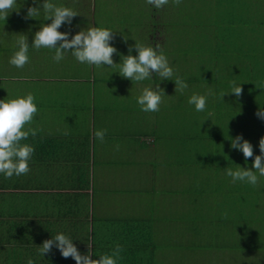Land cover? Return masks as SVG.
I'll list each match as a JSON object with an SVG mask.
<instances>
[{"label":"crops","instance_id":"0c3cea01","mask_svg":"<svg viewBox=\"0 0 264 264\" xmlns=\"http://www.w3.org/2000/svg\"><path fill=\"white\" fill-rule=\"evenodd\" d=\"M225 1L235 3L230 0ZM43 2L44 0H37L39 5H42ZM52 2L57 6L72 8L78 14L72 19L71 26L64 24L58 29L62 33H70L69 39L79 31L91 27L110 29L113 32L110 44L117 49V53L112 57L115 64L122 62V56L129 55L130 46L133 47L131 55H138L134 49L136 42L153 48L159 44L160 47L157 51L164 52L174 73L183 77L188 85H193L196 88V91L175 92L173 81L161 80L155 73L150 79L142 82L131 81L118 74V67L110 68L106 65L98 69L95 66L82 64L71 53H66L65 58L57 63L60 73L41 78L44 84L52 85L50 92H19L20 98L29 93L34 95L38 114L44 116L42 119H45L42 122L58 124L60 117H66L64 120H67V123L70 121V126L77 129L67 134L64 133V135L62 133L53 135L38 132L35 138L55 140L60 144L59 151L46 153L56 152L58 156L64 158L84 161L83 165L81 164L84 170L94 176L95 169L98 167L99 178L97 177L96 182L90 181V188L86 187L83 190V193L87 195L85 198L87 203L73 197L72 199L79 204H86L90 216L93 213L103 220L137 218L140 214L137 207L134 211L129 213L127 211L125 217H120L119 213H116L118 216L113 215L116 196L120 197V194L123 193L125 200L130 202L132 196L137 198L141 195L146 196L149 194L148 191H151L154 199V192H160L161 186L168 187L167 184H169L170 187L171 184L166 175L183 174V172L189 174L187 182L184 181L175 186L196 184L197 180L201 182L202 172H208V175L214 176L210 193L217 195L215 177L219 170L223 167L235 170L237 167L234 168V165L232 167L226 161L232 159L239 162L245 159L242 152L231 149V140L242 136L241 143L245 140L249 142L251 137L253 138L251 145L259 148V141L262 138L260 132L264 133V118L259 117L255 122L249 121L251 113L255 114L260 110L251 108L249 102L251 96L260 95L261 91L256 89L247 91L246 85H237L242 88L241 95L237 97L235 94H229L231 91H226L225 96L228 98L222 100L219 98V94L224 91H212L213 95L208 96L209 91H201L200 83H189L188 81H196V75L200 74V71H203L205 75V79L199 78L200 82L203 84L208 82L211 86L212 81L218 79L228 84L230 81L239 79L242 74L239 61L242 64L246 63L249 71L254 63L252 52L258 48L256 45L259 43L249 46V42H246L247 45L243 41L238 43L233 41L226 47L220 43L217 44V39L220 40V30L212 21L216 22L217 18L226 21L227 18H230V12L227 8H223L217 13V2L213 0L210 3H203L205 7L208 4L213 5L215 9L212 12L206 8L202 9L201 4L199 7L194 5L192 10L195 13L189 12L187 15L178 12L180 7L176 6L174 14L170 15L168 9L164 7L157 9L147 4L146 0H52ZM187 2L194 3L196 0H187ZM239 5H242L243 8L246 7L244 2ZM36 6L33 4V0H16L14 7L8 11L6 20L0 19V100H4L3 93L7 92L10 87L8 83L17 85L36 79L34 77H13L11 71L7 76H3L8 68L2 61L5 54L10 55L18 50L16 42L19 35L26 36L27 42L31 46L35 33L40 30V24L33 18H27V9ZM43 14L41 11L39 16ZM184 16L186 17L183 18ZM47 23H51V21L42 24ZM217 34L218 37H216ZM53 54L55 53L53 52ZM237 54L239 56H232ZM64 68L66 70L62 74L61 70ZM157 86L165 92L160 111L142 112L136 103V97L142 93L145 87L156 90ZM52 88H56V92H53ZM59 90L61 92H58ZM194 93L208 97L206 109L202 112L196 111L195 106L188 103ZM233 103L238 104V107ZM222 111L226 114L219 120L221 122L211 118L213 113L217 114ZM187 113L205 116L207 119L209 118L210 123L198 126L188 125ZM224 123L228 125H224ZM228 127H230V131L227 129ZM101 129L107 130L103 143L94 136L95 131ZM116 145H119L118 151ZM38 154L35 153V158L39 157ZM260 154L259 149H254L252 158L255 159V156ZM219 159L222 163L225 161V165L219 163ZM87 160L89 164L86 162L87 165H85ZM95 161H99L98 165ZM246 162L238 164L245 166ZM67 166L62 163L55 169L50 168L47 177H43L42 170H45L46 167L36 164L30 166L29 173L22 176L21 182L18 183L24 186V189L18 185L16 191L19 194L18 216L22 213L21 216L26 221L28 220L30 223L34 221V226H38L36 219L40 223L46 224V227L48 223L66 225L58 216V213L62 211L60 204L67 205L72 199L53 200L50 199V194L75 193L74 189L69 188V184L58 182V176L61 175V178H65L71 173V170L66 171ZM121 169H123L121 176L112 179L116 175V170L121 171ZM244 169L250 170L246 166ZM163 177L166 178V181L161 180ZM45 178L51 179L49 184L47 182L40 184ZM109 178H111V182ZM232 185L244 189L245 194L237 199H231L228 194L230 189H234V186L226 190L223 189L224 194L221 195L220 203L218 202L216 207H226L227 203H230L233 205V209L244 210L248 207L244 203L249 202L251 205V198L255 195L258 198V189H261L255 187V191L250 194L246 183L237 181ZM11 191L8 190V192ZM22 193L27 194V197L23 198ZM216 198L220 199V196H216ZM254 203L256 206L258 199ZM142 210L143 214L147 215L144 218L152 221L153 209L143 208ZM248 214L250 215V208L246 209L244 213L224 221L229 225L243 223L248 219ZM249 218L251 219V217ZM237 219L240 220L236 221ZM249 221L252 222V219ZM262 221L264 219H255L254 223ZM249 234L251 243L245 254L248 257L264 256V244L259 245L257 242L260 237L259 231L251 227Z\"/></svg>","mask_w":264,"mask_h":264},{"label":"rangeland","instance_id":"374dc122","mask_svg":"<svg viewBox=\"0 0 264 264\" xmlns=\"http://www.w3.org/2000/svg\"><path fill=\"white\" fill-rule=\"evenodd\" d=\"M213 1L217 2V13L223 8H227L230 12V18H227L226 21L220 18H217L216 22L214 20L212 21L220 30V40L217 39V44L220 43L226 47L229 43L232 44L231 42L233 41H236V43L239 41H243V43L257 42V44L261 43V46H263L264 49V0H230L235 3L226 2L225 0ZM210 2L211 0H196V2L190 3L187 2V0H183L182 3L176 7H180L178 12L181 14L184 13V15H187L189 12L194 14L195 12L192 10L194 9V5L199 7L201 4L203 6L202 9L206 8V10L212 12L215 9L213 5L208 4L206 7L204 5ZM242 2L246 5L245 8H243L242 5H239ZM163 7L169 10L170 15L174 14L175 6L173 5L172 0H169V3ZM185 17L186 16L183 18ZM33 19L38 22L40 26L43 22L51 21H45L44 14L42 16L33 17ZM216 37H218V34ZM260 48L261 47L257 49L260 50ZM53 52L54 50L52 51V49L41 48L40 50H36L30 46L28 52L29 62L25 64L23 68H16L9 64V59L13 55L12 52L10 55L5 54L2 61L5 62L4 66L8 68V71L3 74V76H7L9 71H11L13 77H34L36 79L32 82L25 81L17 85L8 83L10 84V87L7 92L3 93L4 100L20 98L19 92H50L52 85L49 86V84H44V82L41 81V78L51 76V74L57 75L60 73L57 62L52 59L54 56ZM255 56L256 55L253 56L254 63L251 65L249 71L247 70L246 63L242 64L239 61V67L242 69V74L239 76V79L230 81L229 84L219 81V79L217 81H212V86L208 82L203 84V82H200L199 80L200 77L205 79L203 71H200L201 73L196 75V81L188 82L200 83L202 85L201 91H224L223 93L225 94L226 91L232 90V82H235L236 85H246L247 91L257 90L260 87L258 91H261V94L256 95L255 97L251 96L249 105L251 108L254 107L264 111V54L261 57ZM65 70L66 68L61 70V72L63 71L62 74H64ZM219 77L221 76L219 75ZM186 90L196 91V88L193 85H188ZM52 91L56 92V88H52ZM58 92L61 91L59 90ZM227 98V96L223 97L224 100ZM38 103L40 104L39 98ZM233 104L238 107V104ZM187 114L188 125L198 126L210 123L209 118L207 119L200 114ZM225 114L226 113L223 111L217 114L213 113L211 118L221 122L219 120ZM39 115L40 114L37 113L31 125H26V128H38L40 129L39 132L53 135L57 133H62L64 135V133L77 130L75 127L70 126V121L67 123V120H64L66 117H60V122L58 124L53 122L52 125L50 122H42L45 120L42 119L44 116ZM257 118L259 117L256 113H251L249 121L255 122ZM224 125L228 124L224 123ZM227 129L230 131V127ZM255 149L259 148L255 147ZM241 154L243 156V153ZM221 156H223V154H221ZM86 162L89 164L88 161H85V165H87ZM98 162L99 161H95L96 165H98ZM230 162L231 161H226L227 164H230L233 167V164ZM253 162L254 159L252 157L248 158L245 166L254 171L252 168ZM101 163L103 164V162ZM219 163L224 164L220 162V159ZM67 165L66 171L68 172L71 170V165ZM238 166L245 168L243 164L234 165V167ZM97 168L95 169L96 177L94 174H90V181L94 180V182H96V179L99 176L97 174ZM224 169V167L221 168L217 174L215 180L216 189L226 190L233 187L231 179L224 174ZM122 173L123 169H121V171L116 170V175L112 179L121 176ZM183 174L174 173L166 175L171 185L170 187L169 184H167L168 187L165 185L161 186L160 192H154V199L152 198L153 195L151 191H148L149 194L146 196L141 195L138 196V198L132 196L130 202L125 200L123 193L120 194V197L117 195L114 204L115 208L114 211H112L113 215L118 216L116 213H119L120 217H125L127 216V211L129 213L130 211L136 210L135 207H137L139 213L142 214H139L137 218L146 219L144 217H147V215L143 214L142 209H153V238L157 247L156 264H264L263 255L260 257H248L245 254L247 252V247L251 243L249 234V229L251 227L254 228V230H258L260 233V237L257 240L259 245L264 244V221L254 223L255 219H264V177L260 178L257 185V187L261 188L258 189V198H256V195L253 196L251 198V205L249 202H245L244 205H247L248 207H243L245 211L250 208V215H248L251 217L253 223L249 221L251 219L248 217L245 222L236 224V227V225L226 224L227 222L224 220L231 219L245 211L239 208L233 209V205H230V203H227L226 207H216L220 201L216 196H221L224 193L219 192V195L218 193L217 195L210 193L214 176L208 175V172H202L201 182L200 180H197L196 184L183 185L180 187L175 186L184 181L187 182L189 174L188 172H183ZM161 180L166 181V178L163 177ZM64 181L65 179L63 182ZM109 181L111 182V178H109ZM257 199L258 203L255 206L254 201ZM106 202L108 203V200H106ZM259 203L260 206L258 207ZM225 213H227L226 217ZM258 216L260 218H257ZM238 220L240 219H237L236 221Z\"/></svg>","mask_w":264,"mask_h":264},{"label":"clouds","instance_id":"9594fccd","mask_svg":"<svg viewBox=\"0 0 264 264\" xmlns=\"http://www.w3.org/2000/svg\"><path fill=\"white\" fill-rule=\"evenodd\" d=\"M146 3L157 9L169 3V0H146ZM174 6H179L182 0H172ZM16 0H0V19L6 20L8 11L14 7ZM36 7L27 9V18L39 16L41 11L44 13V20H51L50 24H41L40 30L34 35L31 47L40 50L48 48L54 50L52 59L59 63L65 58L66 53L71 55L80 63L89 66L101 68L110 66V68H119V75L124 79L135 82H142L150 79L152 74L159 75L161 80H171L175 83V92L183 93L188 88V83L183 77L176 75L174 69L169 65L167 56L163 51H157L159 44L155 48L135 43L134 49L138 53L137 56L131 55L133 47H129V55L122 56L121 63L115 64L112 57L117 53V49L111 46L113 32L103 27H91L81 30L71 39L70 33L60 32L58 29L62 25L71 26L72 19L78 16L72 8L65 6H57L52 0H44L42 5L33 0ZM42 9V10H41ZM125 39V38H124ZM125 41H127L125 39ZM18 50L13 53L9 59V64L16 68H23L29 62V44L27 37L19 35L17 40ZM59 43V46L57 44ZM71 50V51H69ZM173 77H175L173 79ZM231 93L239 97L242 93L241 86H237L235 82L231 83ZM213 95L209 90L208 96ZM226 94L221 92L219 98L223 100ZM165 92L159 86L156 90L145 87L142 93L136 97V103L140 110L145 113L160 111V105L163 102ZM208 97L200 94H192L188 100L190 105H194L196 111L202 112L206 109ZM33 94L29 93L24 97L15 99L0 100V174L5 179H11L14 175L19 177L29 173V160L31 159L35 149L27 143H21L27 140L29 136L36 137L40 129L27 127L31 125L34 117L38 113V108ZM211 115V113H209ZM256 115L264 118V111L259 110ZM67 134V133H65ZM107 134L106 129L97 130L94 133L96 139L104 142ZM242 136H237L231 140V149L239 150L243 153L245 161L253 157V146L248 141H243ZM119 150V145H116ZM260 155L255 156L252 164L253 170H246L238 166L235 170L228 167L224 169V174L231 178L232 183L237 181L256 187L261 177H264V137L259 141ZM227 213H225V217ZM91 239V238H90ZM53 247H56L61 256L65 259L71 257L76 264H118L122 259L121 252L123 248L116 244L110 254H102L99 259H92V255H82L74 246L73 241L63 233L57 234L52 239L45 240L39 252L41 255L49 253ZM91 244L88 245V248ZM27 264H34L29 259Z\"/></svg>","mask_w":264,"mask_h":264},{"label":"trees","instance_id":"16d2710c","mask_svg":"<svg viewBox=\"0 0 264 264\" xmlns=\"http://www.w3.org/2000/svg\"><path fill=\"white\" fill-rule=\"evenodd\" d=\"M256 44L257 42H249V46ZM256 46L261 48L260 50L256 49L252 54L256 55L255 57H261L264 54L263 46L261 43ZM260 136L264 137V133L260 132ZM249 142L253 143V138L250 137ZM21 143H27L34 147L33 158L28 162L29 168L34 164L46 167L45 170L42 169L43 177L49 174L50 168L55 169L62 163L71 164V173L65 178H61V175L58 176V182L61 183L65 179L64 183L69 184V188L74 189L75 193H53L50 194V199L70 200L73 197L87 203L85 199L87 195L83 193V190L86 187L90 188L91 183L90 174L82 166L84 161L69 157L64 158L58 156L56 152L53 153L55 155L46 153L59 151L60 144L55 140L29 136L27 140H23ZM36 152L39 153V157L35 158ZM230 161L231 164L235 165L244 162L245 159L239 162L232 159ZM22 176L24 175L19 177L14 175L11 179H5L4 175L0 174V264H27L29 259L33 260L34 264H76L71 257L63 258L56 247H53L49 253L40 254L39 247L42 246L43 242L52 239L59 233L68 236L82 255H87L89 252L92 259H99L102 254H110L115 245L119 244L123 251L121 252L122 259L118 261V264H156L157 247L153 238V223L148 219L111 218L103 220L93 213L90 216L87 205L79 204L73 199L67 205L60 204L62 211L58 213V216L66 225L48 223L46 227V224H42L36 219L38 226H34V221L31 223L26 221L21 216L22 213L18 216L17 201L19 194L16 191ZM50 180V178H45L40 184L45 182L49 184ZM233 186L234 189H230V195L228 194L231 199H237V197L245 194L244 189L236 185ZM246 187H248L250 194L255 191V187L251 185L246 184ZM8 190L12 191L8 192ZM216 191V193L223 192V189ZM22 194L23 198L27 197V194ZM89 244H91L90 248H88Z\"/></svg>","mask_w":264,"mask_h":264}]
</instances>
